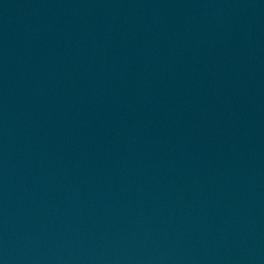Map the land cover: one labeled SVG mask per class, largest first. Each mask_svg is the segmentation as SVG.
Here are the masks:
<instances>
[{
	"label": "water",
	"instance_id": "95a60500",
	"mask_svg": "<svg viewBox=\"0 0 264 264\" xmlns=\"http://www.w3.org/2000/svg\"><path fill=\"white\" fill-rule=\"evenodd\" d=\"M0 264H264V0H0Z\"/></svg>",
	"mask_w": 264,
	"mask_h": 264
}]
</instances>
